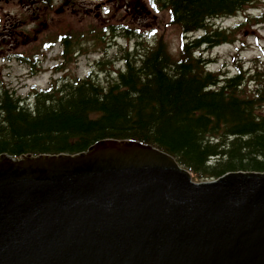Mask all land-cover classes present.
Returning <instances> with one entry per match:
<instances>
[{"label":"water","instance_id":"95a60500","mask_svg":"<svg viewBox=\"0 0 264 264\" xmlns=\"http://www.w3.org/2000/svg\"><path fill=\"white\" fill-rule=\"evenodd\" d=\"M0 264H264V172L195 182L131 139L1 153Z\"/></svg>","mask_w":264,"mask_h":264},{"label":"trees","instance_id":"16d2710c","mask_svg":"<svg viewBox=\"0 0 264 264\" xmlns=\"http://www.w3.org/2000/svg\"><path fill=\"white\" fill-rule=\"evenodd\" d=\"M183 34L178 55L160 40L126 69L105 76L91 72L75 81L53 82L34 92L31 104L0 87V153H76L106 138H131L168 152L196 178L230 170L264 171V63L252 72L237 62L236 73L211 71L196 55L228 41L231 34L209 27L253 0H161ZM247 18H249L247 16ZM249 78L255 87L247 93Z\"/></svg>","mask_w":264,"mask_h":264},{"label":"rangeland","instance_id":"374dc122","mask_svg":"<svg viewBox=\"0 0 264 264\" xmlns=\"http://www.w3.org/2000/svg\"><path fill=\"white\" fill-rule=\"evenodd\" d=\"M127 1L129 4H126V0H114V3H111L110 0H54L51 9L47 10L42 5L37 9V3L32 4L30 1L29 8H27L26 0H0V85L5 83L22 98L31 97L32 99L34 90L48 86L53 77L61 80L84 77L90 69L95 68L98 60H112L102 68L113 66L116 69L121 67L123 62L115 52L123 47L131 48L133 42L139 39L144 31L149 37L148 44L140 46L141 48L149 47L148 45L161 40L166 49L177 55L180 30L176 25L169 23L168 10L148 4L149 0ZM136 2L143 5L141 9L132 8V4ZM125 6L126 9H124ZM31 8H36L37 12L48 21V24H40L35 18L34 14L36 13H33ZM59 9L61 10L59 11ZM262 12H264V0H255L236 15L218 18L214 24L228 31L237 22L244 20L247 13L260 14ZM114 25L117 27L128 25L130 29L134 30L135 35L127 39L119 38L114 42V45H109L108 49L103 50L101 47L104 46V41L111 39V35H106L101 43L90 46L87 51H80L75 57L65 60L63 68L57 73L51 70L55 64L51 57L58 52V49L51 52L40 50L41 42L54 39L56 34L83 33L85 35L81 39L84 40L86 33L89 36L97 34L100 36L104 32V26L108 28ZM136 29L140 32H136ZM19 31L27 32L31 36L35 34V38L23 42L18 36ZM200 33L201 31H197L194 35ZM232 36L233 41L229 43H222L209 50H203L202 53L211 58L209 65L211 69L229 68V71L234 73L236 68L233 60L236 53L244 68L249 69L254 67L257 57L264 56V22L257 24H251V21L246 22L237 27ZM121 45L122 47H120ZM13 53H24L26 56L39 53L37 71L31 73L24 63L13 58L9 59L8 56ZM105 76L106 74L100 73L98 77L104 82ZM33 85L36 87L33 88ZM246 87L247 90L254 88L253 84ZM260 110L264 113V104Z\"/></svg>","mask_w":264,"mask_h":264},{"label":"flooded vegetation","instance_id":"af4514ba","mask_svg":"<svg viewBox=\"0 0 264 264\" xmlns=\"http://www.w3.org/2000/svg\"><path fill=\"white\" fill-rule=\"evenodd\" d=\"M35 1H37V0H33V2H35ZM26 2H27V4H29V1L28 0H26ZM126 4H129V2L126 0ZM143 5L142 4H140L139 2H136L135 4H132V8H134V9H136V10H139V9H141V7H142ZM127 7L125 6L124 7V9H126ZM59 10H61V9H59ZM39 16V15H38ZM37 16V17H38ZM21 33L22 32H19L18 34L19 35H21Z\"/></svg>","mask_w":264,"mask_h":264}]
</instances>
